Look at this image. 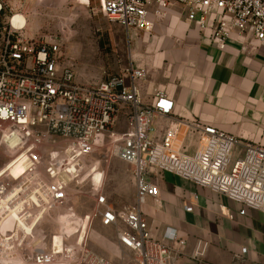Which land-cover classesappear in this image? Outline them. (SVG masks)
I'll return each mask as SVG.
<instances>
[{"label": "built area", "instance_id": "obj_1", "mask_svg": "<svg viewBox=\"0 0 264 264\" xmlns=\"http://www.w3.org/2000/svg\"><path fill=\"white\" fill-rule=\"evenodd\" d=\"M31 1L0 0L2 137L7 130H35L30 141L35 145L63 138L87 151L95 139L111 132L110 154L129 166L136 201L122 211H115L104 195L96 196L95 203L102 226L116 228L119 244L134 253L136 264H177L184 246L172 229L164 231L162 240L153 239L147 230L140 205L147 197L159 198V187L151 180L157 174H169L264 214V145L244 144L213 126L173 118V101L164 91H156L151 103H142L137 83L146 80L147 71L132 60L97 83L77 82L72 69L62 64L60 44L27 38L25 25L15 20L25 19L24 8ZM171 4L180 6L199 31L208 30L219 50L233 33L264 42V0H102L101 11L127 34H150ZM157 119L167 121L162 135ZM189 134L197 136L190 155L184 153ZM236 147L242 151L234 158ZM48 192L54 200L63 199L57 185ZM183 209L191 212L193 204L187 202ZM204 250L205 244H198L193 257H203ZM246 254L247 249L240 248L232 264H244ZM49 262L50 257L42 255L31 264ZM78 263L112 264L86 249Z\"/></svg>", "mask_w": 264, "mask_h": 264}, {"label": "rangeland", "instance_id": "obj_2", "mask_svg": "<svg viewBox=\"0 0 264 264\" xmlns=\"http://www.w3.org/2000/svg\"><path fill=\"white\" fill-rule=\"evenodd\" d=\"M101 4L102 0H32L24 8L23 32L35 41L59 43L62 64L72 69L76 81L97 83L119 73L131 60L132 49L130 35L102 14ZM152 33L156 34L140 36L151 38ZM4 127L0 264H31L42 255L50 257L48 264H79L85 249L112 264H136L134 253L119 244L116 228L102 226L95 203L96 196L104 195L109 205L122 211L136 201L129 166L110 154L111 132L95 139L86 151L63 138L35 145L30 142L35 130H7L2 137ZM196 139L188 135L186 153L194 149ZM241 151L236 147L233 157ZM51 185L59 187L62 200L53 199Z\"/></svg>", "mask_w": 264, "mask_h": 264}, {"label": "crops", "instance_id": "obj_3", "mask_svg": "<svg viewBox=\"0 0 264 264\" xmlns=\"http://www.w3.org/2000/svg\"><path fill=\"white\" fill-rule=\"evenodd\" d=\"M153 32L151 38L129 33L131 60L149 74L137 83L141 102L149 104L156 91H164L173 101V118L213 126L244 144L264 145V42L233 33L219 50L209 31H199L176 4L155 21ZM156 124L162 135L167 121ZM155 176L159 198L147 197L140 209L153 239L162 240L172 229L184 241L177 264H232L240 248L247 249L244 264H264V214L169 174ZM187 202L193 204L191 212L183 209ZM198 244H205L204 254L194 258Z\"/></svg>", "mask_w": 264, "mask_h": 264}, {"label": "bare ground", "instance_id": "obj_4", "mask_svg": "<svg viewBox=\"0 0 264 264\" xmlns=\"http://www.w3.org/2000/svg\"><path fill=\"white\" fill-rule=\"evenodd\" d=\"M15 20H17L20 23H23V25L26 24V19H24L23 17L17 16V18Z\"/></svg>", "mask_w": 264, "mask_h": 264}]
</instances>
